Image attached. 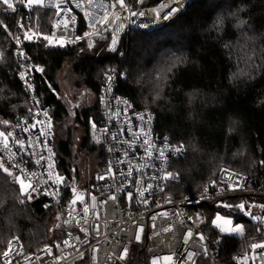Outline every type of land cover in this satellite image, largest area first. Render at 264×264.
<instances>
[{
	"label": "built area",
	"instance_id": "built-area-1",
	"mask_svg": "<svg viewBox=\"0 0 264 264\" xmlns=\"http://www.w3.org/2000/svg\"><path fill=\"white\" fill-rule=\"evenodd\" d=\"M144 1L135 0L133 6L132 0H123L122 7L117 0H43L44 6L56 10L47 35L52 43L47 44L77 41L82 18L91 29L84 37L88 47L107 40V49L116 51L132 24L145 30L164 25L177 18L189 0H165L152 6H143ZM12 2L15 11L28 6L27 0ZM173 8L176 11L164 19ZM12 40L14 72L29 108L25 115L4 123L0 132L12 135L7 140L0 137V157L14 170L15 184L20 185L17 177L30 184L40 194L44 210L60 213L62 230L57 241L35 251L27 250L18 235L8 237L0 249V264H131L141 253L146 264H264V249L251 247L264 243V174L251 175L222 164L216 177L197 193L174 195L172 186L180 178L172 162L183 157L187 147L157 131L151 109L136 107L117 91L125 73L109 67L99 92L100 119L86 128L89 143L104 153L105 160L88 185H76L72 173L68 179L61 171L51 110L37 91L36 77L43 67L26 61L17 34ZM168 173L172 177L165 179ZM78 196L83 199L73 204ZM113 196L116 199H109ZM230 199L246 200L244 209L233 208L235 219L243 221L242 233H225L213 223L218 203ZM246 231L254 240L239 250L238 240ZM228 239L236 240V245ZM124 249L127 253L121 259ZM6 250L9 255L4 257Z\"/></svg>",
	"mask_w": 264,
	"mask_h": 264
},
{
	"label": "trees",
	"instance_id": "trees-1",
	"mask_svg": "<svg viewBox=\"0 0 264 264\" xmlns=\"http://www.w3.org/2000/svg\"><path fill=\"white\" fill-rule=\"evenodd\" d=\"M164 1L145 0L142 5ZM132 3L136 6L135 0ZM55 13L42 3L15 12L0 4V130L4 121L25 115L29 108L14 72L13 34L19 37L26 61L43 67L36 77L37 91L51 110L54 127L69 115L58 95L56 74L65 61L88 48L84 37L91 29L80 18L77 41L49 46L43 36L49 34ZM25 34L31 39H24ZM106 46L107 40H97L99 54L86 55L74 66L95 95V103L82 117L81 145L99 152L97 166L105 155L89 143L86 128L100 119L103 75L115 67L125 73L117 91L136 107L151 109L157 131L188 149L172 162L180 178L172 186L174 195L197 193L222 164L264 174V0H189L174 20L148 30L134 23L116 51H106ZM55 146L61 171L71 179L70 140L56 141ZM0 165V249L12 235H18L29 251L57 241L60 213L44 210L40 196L31 200L21 193L14 170L8 171L11 166L2 157ZM253 240L246 231L238 249H246ZM235 241L228 239L231 245ZM131 264H146L143 253Z\"/></svg>",
	"mask_w": 264,
	"mask_h": 264
},
{
	"label": "rangeland",
	"instance_id": "rangeland-1",
	"mask_svg": "<svg viewBox=\"0 0 264 264\" xmlns=\"http://www.w3.org/2000/svg\"><path fill=\"white\" fill-rule=\"evenodd\" d=\"M95 46L96 43L92 47L83 49L80 55L74 57L71 60L65 61L63 66L57 71L56 74L57 82L59 85L58 95L60 100L68 107L69 115L65 119L64 123H62L61 125H56L54 127V139L55 143L56 141L60 140H70L72 149L70 169L73 177L76 178V185H79L81 187L86 186L91 182V176L93 174V171L98 167L97 165L99 152L88 151L86 148L82 147V128L75 124V120L72 115V110L70 109V102L74 100L75 94L80 93L81 89H84V102H86L87 109L95 103V95L89 88L84 85L82 77L74 71V66L79 61V59L86 55L99 54L101 49L97 51L95 50ZM105 50L109 51L108 49ZM7 169L9 172H12L11 167H8ZM25 184L30 185L28 183ZM23 194H26L31 200L40 196V194L34 188H32L31 185L30 187L25 189ZM242 204L244 206L246 205L245 199L222 200L218 203V210L214 211L215 215L213 221H216L215 224L219 225L223 232L228 234L235 233L232 231V229L236 224L242 225L244 229L243 221L235 219V210L233 209L234 207H239ZM224 205H230V207H225ZM218 215L222 217V219L217 220ZM225 220H231L232 224L229 225L225 223ZM51 224L54 225V222L52 221ZM53 235H55V232H52V236Z\"/></svg>",
	"mask_w": 264,
	"mask_h": 264
},
{
	"label": "snow or ice",
	"instance_id": "snow-or-ice-1",
	"mask_svg": "<svg viewBox=\"0 0 264 264\" xmlns=\"http://www.w3.org/2000/svg\"><path fill=\"white\" fill-rule=\"evenodd\" d=\"M62 2H63V0H62ZM117 2H118L122 7L124 6L123 0H117ZM27 3H28V5L41 4V3H42V0H27ZM0 4L5 5V6L7 7V9H11L12 11H15V6H14L12 0H0ZM79 6H80V5L78 4L77 7H79ZM175 11H176L175 8L171 9V12L169 13V15L165 16L164 19H168L169 16H170L172 13H174ZM59 14H60V13L58 12L57 15H59ZM4 27L7 29V25H4ZM20 27L23 28V25L21 24ZM24 31H25V33H27V32L29 31V29H25ZM24 39L29 40V39H31V37H29L27 34H25ZM43 39L47 40V41L49 42V44L52 43L51 38L48 37V36H43ZM113 43H115V41H113ZM60 46H64V45L61 44ZM89 46L91 47V44H90ZM21 55H23V54L21 53ZM173 66H174V65H173ZM35 70H36V71H41V69H39V68H37V69H35ZM170 70H171V69H170ZM45 115H47V113H45ZM142 118H143V117H142ZM4 123L7 124L8 122H7V121H4ZM93 127H95L94 124H93ZM24 130L27 131V128H25ZM11 135H12V133H10V132H9V133L0 132V137H4L5 140H7V138L10 137ZM145 143L148 144L149 142H148V141H145ZM4 147L7 149V147H8L7 143H5ZM149 155H151V154L149 153ZM162 155H163V153L161 152V156H162ZM0 167H3V165H0ZM5 171H7V169H5ZM112 171H113V169H112V167H111V165H110V167H109V172L111 173ZM130 173H131V169H130L129 174H130ZM171 177H172V174H171V173H168V174H166L165 179H168V178H171ZM58 179H60L61 181L63 180L62 177H59ZM98 179H104V177H98ZM17 180H18V182H19V184H20V191H21V193H24L25 189L28 188V187H30V185H26V184L23 182V180L20 179L19 177H17ZM137 183H139V181H137ZM131 195H132V194L129 193V198H131ZM141 195H143V192H141ZM82 199H83L82 196H78L75 200L72 201V203H73V204H76L78 201H80V200H82ZM109 199H116V197H114V196H113V197H109ZM145 202H146V201H145ZM224 206H225V207H230V205H224ZM239 207H240L241 209H244L245 206L242 204V205H240ZM88 211H89L88 207L85 206V208H84V213L87 214ZM219 219H222V217H220V216L218 215V216H217V220H219ZM213 223L215 224L216 221L214 220ZM225 223L231 225V224H232V221H231V220H225ZM81 231H86V229H81ZM232 231H233V232L242 233V232H243V226H242V225H239V224H236V225L234 226V228L232 229ZM188 235L190 236L191 233L189 232ZM139 238H140V237H139V235H138V236H137V240H139ZM64 243H65V244H68L69 242H68L67 240H65ZM9 244H11V241L9 242ZM251 247H252L253 249H264V243H255V244L251 245ZM126 253H127V249H124L123 252H122V254H121V259H123L124 255H126ZM3 255H4V257H7V256L9 255V251L6 250V251L3 253ZM189 255H191V254H189ZM165 259H169V257H165Z\"/></svg>",
	"mask_w": 264,
	"mask_h": 264
},
{
	"label": "flooded vegetation",
	"instance_id": "flooded-vegetation-1",
	"mask_svg": "<svg viewBox=\"0 0 264 264\" xmlns=\"http://www.w3.org/2000/svg\"><path fill=\"white\" fill-rule=\"evenodd\" d=\"M85 90L81 89L80 93L75 94L74 100L70 102V109L77 126L82 127L83 114L87 110L86 102H84Z\"/></svg>",
	"mask_w": 264,
	"mask_h": 264
},
{
	"label": "water",
	"instance_id": "water-1",
	"mask_svg": "<svg viewBox=\"0 0 264 264\" xmlns=\"http://www.w3.org/2000/svg\"><path fill=\"white\" fill-rule=\"evenodd\" d=\"M214 206V205H213Z\"/></svg>",
	"mask_w": 264,
	"mask_h": 264
}]
</instances>
